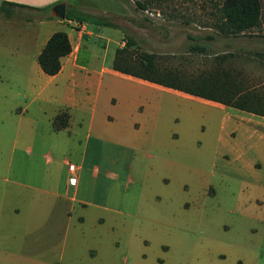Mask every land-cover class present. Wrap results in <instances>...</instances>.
<instances>
[{
    "label": "crops",
    "instance_id": "obj_1",
    "mask_svg": "<svg viewBox=\"0 0 264 264\" xmlns=\"http://www.w3.org/2000/svg\"><path fill=\"white\" fill-rule=\"evenodd\" d=\"M2 1L21 6H14L9 17L0 13V104L5 108L0 124L10 125L8 131L0 128V136H10L14 141L29 138V163L43 148L58 155L73 151L80 162L75 165L73 185L67 181L69 162L64 158L46 163L45 169L31 166L24 173L15 166L17 173L9 181L12 205L3 203L1 196L8 190L0 191V264H112L108 238L114 221L122 223L134 216L125 210L134 197L126 195L128 186L138 180L140 189L152 188L151 194L156 195L158 183L172 181L178 167V152L162 147L172 138L163 107L151 98L159 99L164 90L208 105L233 108L185 92L221 86L218 68L224 70L227 57L223 55L231 52L219 50L225 38L220 42L218 35L206 37L203 28L208 23L166 21L169 29L198 30H184L176 37L171 30L164 36L155 35L159 47L172 50L175 44L186 41V62L192 69L204 66L206 57L214 58L211 74L191 73L183 77L186 87L170 88L112 68L114 51L122 46L127 32L120 22L103 26L54 16L55 4L64 3L65 9L72 6L66 0H0V4ZM73 6L81 10L77 3ZM119 20L131 23L122 15ZM55 31L66 34L70 51L60 57L59 71L46 75L36 56ZM137 33L146 36L145 28ZM118 34L117 45L110 46L113 35ZM99 39L105 42L99 43ZM212 46L215 51L205 55ZM161 74L180 78L168 72L166 65H162ZM145 95H149L148 100H143ZM60 111L68 114L67 124L53 130L52 119ZM150 158L159 160L149 163ZM162 168L170 175L162 174ZM199 177L204 179L205 174ZM3 204L9 207L7 211ZM85 221L94 227L84 228Z\"/></svg>",
    "mask_w": 264,
    "mask_h": 264
},
{
    "label": "rangeland",
    "instance_id": "obj_2",
    "mask_svg": "<svg viewBox=\"0 0 264 264\" xmlns=\"http://www.w3.org/2000/svg\"><path fill=\"white\" fill-rule=\"evenodd\" d=\"M66 1L72 6L77 3L81 10L93 16L123 24L127 32L120 48L133 63L140 60L142 53H152L158 73L162 65L179 77L212 72V56L203 60L204 66L189 68L186 41L175 44V49L166 50L155 43V35L164 36L171 30V35L176 37L184 30H198L178 26L169 29L165 23L180 20L182 14L204 26L209 22L206 15L214 1L161 0L160 5L148 4L146 9L158 12L159 16L145 14L136 7L137 0ZM261 3L264 11V0ZM120 15L131 23L121 22ZM143 28L146 36L137 35ZM203 32L214 35L207 27ZM118 37L119 34L113 35L114 43L110 41L109 45L115 47ZM223 46L220 45V51L233 55L225 59V68H230L239 86L264 94V23L258 33L225 38ZM214 51L212 46L204 54ZM130 69L138 70L132 66ZM151 75L157 74L152 72ZM235 76L244 80L241 82ZM174 77L164 75L159 79L172 82ZM144 99L148 100L149 95ZM151 99L159 101L163 107V117L168 120L172 138L169 145L162 147L178 152V167L172 181L158 183L156 195L151 194L152 188L140 189L138 180L128 186L126 195L134 197L132 203H126L125 210L134 216L122 223L119 219L114 221L115 228L108 238L112 264H264V117L208 105L164 90L159 99ZM4 112L0 104V116L5 115ZM34 112L39 111L34 109ZM0 128L8 131L10 125L3 123ZM30 142L25 137L14 141L10 136H0V191L8 190L0 192L4 195L3 203L12 205L9 181L17 173V167L24 173L31 166L45 169L46 163L52 160L64 158L73 165L80 162L73 151L58 155L43 148L40 156L29 163ZM158 160L150 158L149 163ZM161 172L170 175L165 168ZM201 174H205L204 179H200ZM8 209L3 204V210ZM83 227L90 229L94 225L85 221Z\"/></svg>",
    "mask_w": 264,
    "mask_h": 264
},
{
    "label": "trees",
    "instance_id": "obj_3",
    "mask_svg": "<svg viewBox=\"0 0 264 264\" xmlns=\"http://www.w3.org/2000/svg\"><path fill=\"white\" fill-rule=\"evenodd\" d=\"M214 3L210 4L207 13L208 25L213 30L214 35L223 38H231L241 36L244 34L250 35L252 32L258 33L261 25L264 23V11L262 9L261 0H210ZM161 0H137L135 1L136 7L143 10L146 9L148 4L160 5ZM14 6H21L16 3L2 1L0 4V13L9 17L13 13ZM183 22H188L192 18L180 15L179 18ZM64 20H71L76 23L112 26V22L105 20L101 17L93 16L89 13L79 10L76 6H69L65 9ZM207 38H212L207 35ZM70 51V44L66 34L63 31L53 32L44 43L43 47L36 56V61L41 71L46 75H54L60 69V57L66 55ZM232 53L224 54L223 57L232 56ZM154 54L142 53L140 60L136 63L129 61L130 59L124 54L123 48H116L112 61V68L122 72L134 75L136 77L153 81L163 86L170 88L186 87V79L183 77L175 78L172 82H165L159 77L153 63ZM120 63L125 64L122 66ZM138 68L143 71L131 70L130 67ZM152 72L157 75L152 76ZM217 73V71H215ZM220 82L223 84L219 87L209 86L207 91H185L187 94L198 96L208 99L220 104L230 106L239 110L253 113L258 116L264 117V94L255 92L250 89H243L239 86L238 81L231 76L230 68H225L219 72ZM237 73V72H236ZM237 75V74H236ZM159 76L158 78H155ZM236 77V76H235ZM237 80H244L243 77ZM209 82V79H206ZM208 87V86H207ZM68 114L60 111L55 114L52 119L51 125L53 130H59L66 126Z\"/></svg>",
    "mask_w": 264,
    "mask_h": 264
},
{
    "label": "built area",
    "instance_id": "obj_4",
    "mask_svg": "<svg viewBox=\"0 0 264 264\" xmlns=\"http://www.w3.org/2000/svg\"><path fill=\"white\" fill-rule=\"evenodd\" d=\"M143 11L145 12V14H148L150 16H159L158 12L152 13V12H149L148 9H143ZM67 168H68V171H69V175H68L67 181H68L69 184L73 185L76 182V176H75V173H74L76 167H75V165L68 163L67 164Z\"/></svg>",
    "mask_w": 264,
    "mask_h": 264
},
{
    "label": "water",
    "instance_id": "obj_5",
    "mask_svg": "<svg viewBox=\"0 0 264 264\" xmlns=\"http://www.w3.org/2000/svg\"><path fill=\"white\" fill-rule=\"evenodd\" d=\"M53 15L60 18L64 19L65 16V4L64 3H57L53 6L52 8Z\"/></svg>",
    "mask_w": 264,
    "mask_h": 264
}]
</instances>
